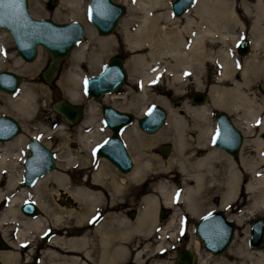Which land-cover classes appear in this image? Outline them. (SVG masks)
<instances>
[{
  "label": "bare ground",
  "instance_id": "1",
  "mask_svg": "<svg viewBox=\"0 0 264 264\" xmlns=\"http://www.w3.org/2000/svg\"><path fill=\"white\" fill-rule=\"evenodd\" d=\"M76 1L70 0L73 3ZM121 1L126 2L129 7L128 15L120 19V21L123 20L119 26V33L126 47L133 52L131 58L128 59L129 79L137 82L140 88L139 93L135 95L130 94L131 91L121 96L114 95V90L102 94V98L104 97L103 100L110 102L116 109H122L120 111H130L136 114L133 113L134 120L121 133L132 155V168L124 174L117 173L104 156H100L103 160L89 163L93 157L94 146L101 137L96 129V119L101 118L99 115L101 113L93 100H87L79 94L75 87L77 85L75 75H68L70 85L65 88L67 99L73 102L81 101L85 107V117L83 115V120H80L75 136L81 153L72 154L61 149L55 158L59 170L47 171L43 178L38 179L32 186L31 190L23 188L19 192L13 190L15 192L10 193L9 189L15 186L23 173L20 171L16 176L15 172H12L13 167L8 160L9 150L14 142L17 145V142H20L22 145L25 137L17 136L11 141L0 142V200L5 194L8 197L4 208L0 211V230H2V236L7 238L9 231L6 226L10 222L9 225L15 228L16 237L10 240L13 249L0 251L2 264L16 263L19 240L22 236L32 235L45 220L39 215L26 218L21 216V213L19 214V205L29 193L32 194L38 210L41 208L44 213L52 217L56 224H62L69 217L74 216L79 220L80 214L77 209H66L60 205L50 206L49 193L55 196V193L58 195L60 189L66 190L78 201V208L80 203L94 208L100 202L103 195L101 189L92 190L84 186H70L67 172L71 164L89 168L90 173L85 179L90 177L92 181L102 183V186L109 190L110 203L113 205H118L122 200L127 199L129 186L130 189L142 188L138 199L141 206L137 208L135 219L130 224L127 219L117 215L119 213L113 210L109 213V227H95L96 234H100L99 243L101 245V254L95 264H111L110 261L115 255L113 252L121 251L117 253L121 255L126 250V247L117 239L126 238L129 234L126 235L129 227L130 250H137L134 260L139 263L140 260H144L140 259V250L147 251V245H143L141 249L134 246L139 243L137 236L146 238L154 228H160L159 233L162 235L168 234L174 220L186 213L192 217L198 216L202 212V203L206 202L208 197L212 201L215 197H219V208H225L229 203L235 202L241 205L246 204L247 206L243 208L239 205L232 209L233 214L229 215L241 225H244L243 222L246 221L248 215L264 213V138L256 136L245 139L244 145L251 143L254 146L253 154L251 155L252 150H250V156L247 155L244 152L245 148H242L237 159L231 157L222 147L213 145L211 141L215 128V122H211L212 109L228 111L234 115L237 124L243 120L248 123L261 114V104L244 89L246 87L248 90L253 84L252 81L264 71V0H194V3L180 15L172 14L170 0ZM37 2L35 0V3ZM78 13L79 17L83 16L82 12ZM101 35L104 36H97L94 27L86 25L82 36H85V39L81 41L82 38H80L69 52L70 63L78 67L81 60H86L91 67L100 66L106 52L113 51L116 45L114 34ZM244 36L251 43V53L242 58L236 53L235 43L237 44V41ZM7 40L12 42L8 30L0 26V68L9 67V70L17 73H29V68L37 69L45 60L39 46L37 59L23 66L21 58L12 55L8 50ZM92 41L97 44V48L91 45ZM10 57L14 59V62L9 64L7 60ZM157 80H163L169 86L178 89L184 88L191 82L197 89L211 84L208 93L210 103L208 99L200 104L186 100L180 110H175L170 106L167 98L157 97L154 101L160 102L167 108L166 124L164 122L156 131L150 134L147 132V134L137 127V119L141 117L138 115L146 108L145 100L150 99L149 87ZM3 92L5 93L0 92V102L1 100L4 102L0 103V113L13 115L24 124L25 130H29V123L33 122L36 116H40V108H43L38 107L36 101L34 102L37 94L36 88L27 83H20L16 91ZM254 93L257 92L254 91ZM129 95H131L130 101L119 102L117 100L128 98ZM260 127L264 130V117L260 121ZM40 128L48 136L50 131L48 126L43 125ZM58 129L64 134L62 125ZM191 130L196 131L194 136ZM165 140H169L173 145L172 152L169 156L167 155L166 159L158 152L160 143ZM66 144L70 147L69 142ZM199 149L204 150L200 155L197 154ZM85 150H88L90 155H83L82 152ZM14 153L16 157L21 155L19 149ZM5 170L8 173L3 186ZM245 176L248 178L243 184L242 180ZM50 180L58 187L51 188L52 183L48 184ZM161 205L170 207L171 210L170 218L164 225L156 222V210ZM217 226L219 234L215 235L221 239L224 234L220 231L227 227L223 221H207L202 231L205 229L207 233L214 234L211 231H214V227ZM249 226L247 225L242 231V240L239 243L234 241L225 255H213L205 247L207 251L203 250L202 241L196 236L193 237L187 248L195 256V264H264V249L250 246L247 243ZM107 230L110 231L106 232ZM87 238L76 235L68 240L64 236H56L52 244L70 246V249L79 248V245L85 241L89 243ZM108 239L116 240L115 247L110 252L108 251ZM53 253H55L53 255L55 262L52 264H85L80 261V256L66 257L67 255H61L56 251Z\"/></svg>",
  "mask_w": 264,
  "mask_h": 264
},
{
  "label": "water",
  "instance_id": "2",
  "mask_svg": "<svg viewBox=\"0 0 264 264\" xmlns=\"http://www.w3.org/2000/svg\"><path fill=\"white\" fill-rule=\"evenodd\" d=\"M56 0H50L53 5ZM194 0H171L170 5L175 15H180ZM126 12V6L116 0H89L88 18L100 34L112 33L120 19ZM0 26L8 30L18 53L27 61H31L37 54L38 46H42L48 53L49 59L41 69L38 76L47 84H52L63 60L68 57L72 47L82 38L85 32L84 24L79 20H68L56 22L48 17L33 16L28 7V0H17L11 7L0 9ZM240 53H247L249 43L246 38L237 43ZM24 76L9 69L0 70V89L6 92H14L21 83ZM127 78V72L121 55L108 57L102 68L90 74L84 84L85 91L89 96L99 98L102 94L111 92L120 87ZM85 80V81H86ZM264 87V80L262 81ZM167 90L166 93H169ZM194 91L193 96L199 95ZM206 96L201 101H206ZM52 107L70 123H76L83 117V105L73 102L67 98H59L52 102ZM167 116L166 107L160 103H153L143 116L137 119L138 126L145 132H154L163 125ZM104 121L110 126L111 133L106 136L95 149L96 156H104L115 164L121 171L128 172L133 165V159L120 135L121 130L134 120V114L130 111H120L112 105L103 109ZM217 129L212 139L213 144L222 147L232 156L238 154L242 140L241 132L234 126L225 110L216 113ZM20 126L12 115L0 114V138H5L17 133ZM107 142V143H106ZM29 154L24 160L22 185L33 184L37 176L54 169L55 153L36 135H32L28 141ZM102 146V147H101ZM169 144L163 143L160 152L167 155ZM30 208L32 212H38L36 204L27 201L22 207ZM214 213L226 224L229 230L222 235L221 239L215 234L207 233L202 227L208 221L209 216ZM248 243L251 246H260L264 242V218L256 216L249 226ZM198 237L202 240L204 247L214 254H221L232 240L233 222L227 220L218 211L210 212L196 224ZM219 238V239H218ZM0 248H6L0 236ZM193 252L184 247L178 252L177 264H193Z\"/></svg>",
  "mask_w": 264,
  "mask_h": 264
},
{
  "label": "flooded vegetation",
  "instance_id": "3",
  "mask_svg": "<svg viewBox=\"0 0 264 264\" xmlns=\"http://www.w3.org/2000/svg\"><path fill=\"white\" fill-rule=\"evenodd\" d=\"M248 53L249 52L241 53L240 55L241 56H245ZM257 78H255V80L252 81L253 84H252L251 88H249L247 90L246 87H245L244 90H245V92H250V95L254 96V98L256 100L257 99L261 100L262 98L261 97L259 98V94L260 95L264 94V87H262V84H261L262 81L264 80V78H261L258 82H256ZM120 88L121 87H118L115 90V92L119 93L121 91ZM194 91H199L201 93H199L198 96L194 97L193 96V92ZM254 91H256L257 93H254ZM102 96L103 95H101L99 98H97V99L100 100V104H101V116H100L101 118L99 119V123H100V126H101L100 130H102V131L105 130L106 133H105V136L103 138H101L100 140L104 139L106 136H108L111 133V128L104 121V117H103V109L107 105H111V104H110V102L103 101L101 99ZM202 96H206V99L209 100V94H208V91L206 89L201 90V89H197V88L195 89L194 88V89L188 90V92L186 94H182V93L178 94L177 97H176V102L179 105L185 99H187L190 102H193V103H196V104H200V103L203 102V101H201V97ZM262 107L264 109L263 103H262ZM218 110L219 109H212V111H211V120H212L211 122H213V123L215 122V124H214L215 128H214L213 134L216 132V129H217L216 113H217ZM226 112L228 113V115L230 117V120L232 121L234 126L240 130L241 135H242V140H241V143H240V146H239L238 154L235 157L233 156L235 159H237L240 150L242 148H245L244 147L245 146L244 145L245 139H249V138L251 139L253 137L261 136V135L264 136V130H261V127H260V121L262 120V117H264V116H263L262 108H261V111H260L261 114L259 115L258 118H255V120L252 119L248 123L246 121H244L243 118H241V120H243V121H241L242 123L240 122V124H242V125H240V124H237L235 122L233 114L229 113L228 111H226ZM16 120L18 121V124L20 126V130L17 133L11 135V136L5 137L3 139L0 138V142L3 143V142L11 141V140L15 139L17 136H24L25 137L24 138L25 141L22 142V145H21L20 142H17L18 145L15 144L16 142H14L15 146L12 144L11 147H10V150H9L10 154H12L13 151L14 152L17 151L18 149L21 152L20 157H16L14 155L15 154L14 152H13L12 155L9 154V156H8L9 164L12 165V167H13L12 172H15V175L17 176V174L20 173V171H21V173H23V169L22 168H24V160H25L26 156L30 152L27 144H28V141H29L30 137L33 134L29 133L27 130L24 129V124L21 121H19L17 118H16ZM249 125H251V126H249ZM124 128L121 130L120 135H121L122 131L124 130ZM248 136H252V137H248ZM26 138H27V140H26ZM230 156H232V155L230 154ZM101 158L102 157H100V156H96L95 160H97V159H99V161L103 160V158L102 159ZM96 162H98V160ZM108 163H110V165L114 167V169L116 170L117 173L120 172V174H122V173L124 174L123 171H121L115 164H113L109 160H108ZM74 165H76V164H74ZM78 166H80V165H78ZM3 173L4 174H3L2 185L4 186L5 185V181H6V175H7L8 172L5 170ZM22 175L23 174H21V178L22 179L20 178L19 180H17L16 183H15V186L11 187L9 189L10 193H13L15 191L19 192L23 188L26 189V190H29V189L31 190L32 186H34L36 184L38 179L43 178V175L37 176L35 178V181H34L33 184L22 185L21 184L23 182V176ZM67 175H68V179L70 178V180H72L74 182H77V181L81 182L80 185L84 186L85 188H89V189H92V190L101 189L102 193H103V195L101 197L102 199L100 200V202L96 206H94V208H91L90 205H87L85 203H80L79 202L80 203V206H79L80 219L79 220H77V218L74 216V217H69V219L65 220L64 223L62 222V224H56L51 219V216H49L48 214L44 213L41 210V208H40V210H38V212H35V213L32 212L30 208H25V209H28V210H24L22 208L23 204L25 202H27V201L34 202V199L31 196L32 194L29 193L25 198L22 199L21 204L19 205L20 206L19 214L21 213L20 215L21 216L23 215V217H26V218L27 217H35V216L39 215L42 218H44L45 220H43V222L40 224L39 228L35 229L36 232L34 231L32 233V235L22 236L21 240H19L20 241V245L18 246V249H19L17 251L18 252V254H17L18 257H17V260H16L15 264H52V263L55 262L54 261V257H53V255L55 253H53V251H56V252H58L61 255H65V256L67 255L66 257L72 256V255H75V256H78V257L80 256V258H81L80 261L81 262H84L85 264H93V263L95 264L96 261H97V258L100 257V254H101V249H100L101 245L99 243L100 242L99 241L100 234H96L95 227H97V226L109 227V225H110L109 213L112 212L113 210L117 211L119 213L117 215L121 216L122 218L124 217L125 219H127L129 224L131 223L132 220L135 219V216L137 214L139 206H141V203L138 200L139 196L142 193L141 189L137 190L138 192L134 196V200L130 202V186H129L128 187V191H127L128 192L127 199L126 200H122V202H120L118 205L117 204L113 205V204L110 203L109 190L106 189L105 187H103L102 183L97 182V181L96 182L92 181L89 178L84 179L86 177L84 176L85 174H82V173L78 175L79 177L78 176H74V175L70 176V173L69 174L67 173ZM49 183L50 182L48 181V184ZM73 186H75V185H73ZM13 190H15V191H13ZM60 193H62L60 196H62L63 199H60V198H57V199H59L60 203L68 204L69 206H66V208H69L72 205H77L78 201L74 197H72L66 190H62V191H60ZM7 198L8 197L5 194L3 196V198L0 200V208H2L5 205V202L7 201ZM216 198L218 199V200H216L217 202H214V200H213V202L211 203L212 205L211 204L209 205V204L205 203V201L202 203L201 208L206 207V205L208 207L205 210H202V212L200 213L201 215L199 214L200 216L198 215V216L192 217L190 214L186 213L181 218H179L177 220H174L173 227H172V229L171 228L169 229L168 234L165 233L164 235H162L161 233H159L160 232V228H154V230L153 229L151 230V232H150L151 234H148V236L146 238H142V237L140 238V237L137 236L136 239L139 240L138 241L139 243H137V245H134V246H137L138 249H141V247L143 245H147L146 246L147 247V251H145V249L143 251L140 250L141 251L139 253V255L141 254L140 259H144V260H142V261L140 260L139 263H136V261L134 260L137 250H134V249L130 250V240H129L130 239V230H129L130 227H129L128 232L126 233V235L128 233L129 234L126 236V238H118L117 239V240H119V242H121L122 245H124L126 247V250L124 252H122L121 255H118L121 251L120 252H113V254H115L114 255V259L112 258L110 263L112 262L111 264H118V263L119 264H164V263L168 262L169 264H177L178 252H179V250L181 248H184V247L187 248V244L186 243L188 242V236H198V231H197V228H196V224L198 223V221L201 219V217L205 216L206 214H208L210 212H215V211H218L227 220L233 222L232 240L229 243V245L225 248L224 253L227 252L228 248L235 241L234 239H235L236 233L239 230L243 231V229H241L242 228L241 223H237L235 220H233L229 216L230 214L233 213V211H231L230 209L234 208V207L231 208V203H229V205L226 206L225 208H219L218 207L219 204L217 205V203H219V198L218 197H216ZM216 198H214V199H216ZM46 199H47V197H46ZM130 203H131V205H130ZM212 206H214V207H212ZM184 212H186L185 209H184ZM84 213H86V214H84ZM120 213H121V215H120ZM170 213H171L170 207H167V206H164V205L159 206L157 208V210H156V215H157V221L156 222L164 225L165 223H167ZM253 218L254 217L249 218V221H250L249 225L252 223ZM215 220L222 221L219 218V216H217L216 214L212 213L209 216L208 221L213 222ZM68 221H70V222H68ZM217 228H218V226L214 227V231H211V230L210 231L213 232L214 234H219V231L217 230ZM12 230H13V227L9 226V235H8L7 238L2 236V230H0V236H1L2 240H3V242L6 245V248H0V249H4L2 251H8L10 249H13V246L10 244V240H11V238L15 239L16 237H15L14 232ZM228 230H229L228 227H226V228L224 227V228L221 229L220 233L224 234ZM108 231H110V230H107L106 232H108ZM76 235H77V237H79V236L80 237L81 236L88 237L87 239H89V243H88V241H85L84 242L85 244L84 243L82 245L80 244L81 246L79 245V248L73 247V249H70V246L64 247V246L58 245L57 243H53L52 244V240L56 236H64L68 240H71L70 238L75 237ZM108 241H109L108 251L110 252L113 249V247H115L114 243L116 242V240L114 241V239H111V240L108 239ZM112 244H113V246H112ZM92 246H94V247H92ZM202 247L204 248L203 244H202ZM256 247L259 248V249H264V242L260 246H256ZM95 250L97 252H95ZM148 251H149V253H147ZM85 253L88 256H86ZM213 255H221V254H214L213 253ZM89 256H90V258H89ZM116 256H118V257H116ZM168 258H170L169 261H168ZM113 261H114V263H113ZM195 261H196V258H194L193 264H195Z\"/></svg>",
  "mask_w": 264,
  "mask_h": 264
},
{
  "label": "rangeland",
  "instance_id": "4",
  "mask_svg": "<svg viewBox=\"0 0 264 264\" xmlns=\"http://www.w3.org/2000/svg\"><path fill=\"white\" fill-rule=\"evenodd\" d=\"M37 1L38 2L35 3V0H28L29 11H30V13L33 16H36V17H48V18H51L52 20H54L56 22H64V21H68V20H71V19H77V20H80L83 24H85V26L86 25H90V26L94 27V25L88 19V0H77L76 3L70 2V0H65V1L64 0H56V2L53 5L50 4V0H37ZM116 1H118L120 3H123L126 6V12H125V14L122 17L124 19L129 13L128 4L126 2L125 3L122 2L121 0H116ZM77 9H79V10H77ZM170 9H171V7H170ZM78 12H82L83 16L79 17V13ZM172 14H173V12H172ZM122 20L119 21L120 23H118V25L116 26L115 30L112 32V34H114V37L116 38V45L114 46L113 51L110 50L109 52H106V54L103 57V60H102V62L100 64V66L91 67V65L88 63V61L81 60L79 62V64H78V67H76L75 65L70 63V61H69L70 57H71V55H70V57L68 56L69 58L67 57L68 59H65L62 62L61 66H60V69H59L55 79L53 80L52 84H47L38 76V74L40 73L41 69L45 66V64L47 63V61L49 59L47 51L42 46H40L41 49H42V52H43V59H45V60L42 61V63L40 64V66L37 69L29 68L28 69L29 73H23V72L20 73V75L24 76V78L22 79L21 83H27L28 85L36 88L37 94H36V100H34V102L36 101L35 103L37 104L38 107H43V108H40V116H36L34 118V121L29 123V130H27V131L29 133L35 134L38 137H40L45 144H47L50 148H52L54 150L56 155L60 152L61 149L62 150H67L69 153H72V154L81 153L80 150H79V144H78V142L75 139V136H76V133H77V129H78V125H79V123L81 121H78V122H76L74 124H71L68 121H66L62 117V115L60 113H58L56 110H54V108L52 107V102L54 100L59 99L61 97L67 98L66 95H65V88H67L68 85H70V82L68 80V75H70V74L75 75V77L77 78V85L75 87L77 88V91L79 92V94L82 97H85V99H87V100H90V99L93 100L96 103V106L99 108V112L101 113L100 100L99 99H95L93 97H88L87 94L85 93V91H84V79L88 75L98 72L101 69L102 65L104 64V62L106 61V59L108 57H110L112 55H121L123 57L124 66H125V69H126V72H127V78L124 81V83L120 86L121 87L120 88L121 91L119 93L115 92L114 95L121 96L124 93H127L128 91H131L130 94L132 93V95H135V94L139 93V88L140 87L138 86L137 82L131 81L129 79V77H130V67H129V64H128V59L131 58V56L133 55L132 54L133 52L130 51V49H128L126 47V44L124 43V40L122 39V36L119 33V26H120ZM1 29H3V28H1ZM94 29L96 30L95 27H94ZM96 34H97V36H104V35L99 34L97 32V30H96ZM85 36H86V34H85ZM85 36L82 37L81 41H83L85 39ZM11 38H12V36H11ZM243 38H246V36L242 37L241 39H243ZM7 41H8L7 44L9 45L8 50H10L12 55H16V57H20L21 58L23 66L29 65L30 63H33L37 59V57L39 55L38 50H37V54H36L37 57L35 56L34 57L35 60L33 59L34 61L33 60H31L32 62L31 61H25L21 57V55L18 53V51H17V49L15 47V44L13 42V39H12V42L10 40H7ZM248 42L250 43L249 40H248ZM237 43H238V41H237ZM91 45L92 46L94 45L93 47L97 48V44H95L94 41H92ZM250 45H251V43H250ZM235 50H236V53L242 58H244L245 56H248L251 53V50H250L248 55L241 56L240 53L237 50V44L236 43H235ZM261 52H263V51L261 50ZM13 62H14V59L12 60L11 57L8 58L7 63L10 64V63H13ZM4 69H9V67L8 68L7 67L0 68V70H4ZM31 73H32V75H31ZM257 77H256L257 78L256 82H258L261 78H264V71L260 72V74H258ZM167 85L168 84L165 81H163V80L162 81H158L157 80V81H155V82H153L151 84V86L149 87V94H148L150 96V99L145 100L144 105H146V108L138 116H142L143 113L147 110V108L152 103H156L157 102V101H154V99L157 98V97H160V96L167 98L169 100L168 103L170 104V106L173 109L180 110L183 107V104H184V102L187 99H185L181 104L178 105V103L176 102L177 95L181 94V93L182 94H186L188 92V90H190V89H194V88L196 89L195 85L192 82L189 83L188 85H185L184 88H179V89L178 88H173V87H171L169 85L167 86ZM210 86H211V84H206L204 86V88H201V90L206 89L208 91V93H209ZM167 90H170V92L166 93ZM0 92L1 93H5V92H3L1 90H0ZM6 94H8V93H6ZM109 95H112V94H109ZM129 96L130 97H128V98H125V99L118 98L117 100L119 102H127V101L131 100V95H129ZM260 97L262 99L261 100L257 99V100L262 106V103L264 105V94L263 95L259 94V98ZM103 98H102V100H103ZM103 101H105V100H103ZM208 102L210 103V99L208 100ZM0 103L3 104L4 103L3 100H1ZM78 103H82L83 104V102H81V101H78ZM120 110H122V109H120ZM166 110H167V108H166ZM167 113H168V111H167ZM262 113H263V116H264L263 107H262ZM99 115H101V114H99ZM84 117H85V115H84ZM99 119H100L99 117H97V119H96V125H97L96 129H98V131L100 133V136H101L100 139H101V138H103L105 136L106 131L105 130H103V131L100 130L101 126H100V123H99ZM165 124H166V122H165ZM43 125H47L49 130H50L49 133H48V136H46V134L44 132H42L43 129L40 128ZM61 125L63 126L64 134H62V132L58 129V127L61 126ZM137 127H138V124H137ZM139 129L141 130L140 127H139ZM191 131H193V132H191ZM191 131L190 132L192 133V136H194L196 134V131L195 130H191ZM143 132H145V131H143ZM145 133H147V132H145ZM151 134H154V133H151ZM261 136L264 138L263 135H261ZM248 137H252V136H248ZM68 142L70 143L69 144L70 147H67L66 143H68ZM163 143H168L169 146H170L169 147V151L167 153L168 156L172 152V146L173 145H172V142H170L169 140H165V141L160 143V145L158 147V152L161 154V156L164 159H166L168 156L167 155H163L160 152V146ZM253 147L254 146H252L251 143L246 144L244 152L247 155H249L250 154L249 151L252 150L251 151V155H252L253 154V149H252ZM203 151H204L203 149H199L197 151V154L200 155V154H202ZM82 154L83 155H90L88 150L83 151ZM92 156H93L92 160H90L89 163H92V162L96 163L97 160H95L96 156L94 155V153L92 154ZM239 156H240V152H239L238 157ZM231 157H233V156H231ZM56 161L57 160H55L54 169H58L59 170V168L57 167V162ZM88 169L89 168H83L82 166H78L77 164L76 165L71 164V167L69 168V171L67 173L68 174L70 173V176H73V175L74 176H78L79 174L82 173V174H85L84 176L86 177L87 174L89 175V173H90V171ZM18 175H19V173L17 174V176ZM247 178H248L247 176L244 177V179L242 180L243 184L246 183ZM50 183H52V185H53L52 186L50 184L51 188L52 187H58V186H55V184L51 180H50ZM80 183L81 182H78V181L74 182V181L70 180V178H69L70 186L71 185L72 186L75 185V186L79 187V186H81ZM139 189L142 190V188H139ZM139 189H138V187H137V189H136V187L130 189V194H131L130 195V202L134 200V196L137 194V190H139ZM62 190L63 189L59 190L58 195H56V193H55V196L52 195V193H49L48 196H49V200H50V206H54V207H56L57 205H60V206H63V207L69 206L68 204L60 203L59 199H57V198L63 199V197L60 196L61 195L60 191H62ZM133 194H135V195H133ZM215 194H216V192H215ZM48 196H47V198H48ZM216 200H218V199L217 198L214 199V202H217ZM212 202L213 201L208 197L205 203L210 205ZM5 204H6V202H5ZM218 204H219V207H220V198H219V203H217V205ZM130 205H131V203H130ZM4 206L2 208H0V211H1V209L4 208ZM238 206L240 208H243V207H245L247 205L244 204V203H243V205H241V204L236 203V202L231 204V208L234 207L232 209H235ZM207 207L208 206L206 205V207L202 208V210H205ZM66 209H77V210L80 211V209L78 208V205H72L71 207L66 208ZM232 209H230V210H232ZM255 216H262L264 218V213L248 215L247 218H246V221L243 222L244 225H242V228H241V229H243V231L246 229L247 224L249 226V222H250L249 221V217H255ZM169 218H170V215L168 217V220H169ZM51 219H52V217H51ZM9 224H10V222H9ZM9 224H8V226H6L8 231H9V226H11ZM172 227H173V225L171 226V229H172ZM14 229L15 228L13 227V230H12L13 232H14ZM248 230H249V227H248ZM248 233H249V231H248ZM241 234H242L241 230H239L236 233L235 239H234L235 243H239L240 240H242L243 234L242 235ZM193 237H195V236H188V242L186 243L187 247H188V244L191 242ZM196 238H198V237L196 236ZM203 250L207 251L205 248H203ZM228 250H227V252H228ZM0 251H2V250H0ZM227 252H225V253H223L221 255H225ZM169 260H170V258H168V261ZM0 264H2L1 261H0Z\"/></svg>",
  "mask_w": 264,
  "mask_h": 264
},
{
  "label": "snow or ice",
  "instance_id": "5",
  "mask_svg": "<svg viewBox=\"0 0 264 264\" xmlns=\"http://www.w3.org/2000/svg\"><path fill=\"white\" fill-rule=\"evenodd\" d=\"M16 3H17V0H0V9L6 8V7H11ZM85 85H87V80L85 81Z\"/></svg>",
  "mask_w": 264,
  "mask_h": 264
}]
</instances>
